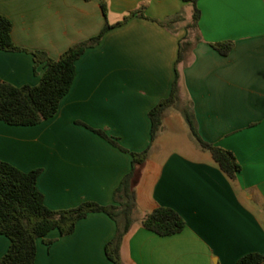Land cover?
I'll return each instance as SVG.
<instances>
[{
	"label": "crops",
	"instance_id": "1",
	"mask_svg": "<svg viewBox=\"0 0 264 264\" xmlns=\"http://www.w3.org/2000/svg\"><path fill=\"white\" fill-rule=\"evenodd\" d=\"M198 8L199 41L179 67V108L164 120L158 150L138 169L122 264H236L248 254L264 256V0H200ZM0 15L21 49L0 51V80L16 87L40 83L45 69L35 67L32 53L57 61L106 25L123 23L76 62L53 118L34 127L0 122V160L26 173L41 169L37 186L49 209L114 204L131 154L150 145L149 112L171 94L192 7L180 0H0ZM174 18L180 21L169 29L161 24ZM224 42L234 44L228 56L212 48ZM185 109L206 142L234 155L241 167L236 180L196 147L165 148L164 135L174 127H186L189 139ZM160 207L176 211L186 228L168 237L146 230L143 219ZM116 230L107 215L90 214L70 236L53 231L52 245L38 241L35 264H112L105 246ZM9 246L0 236V260Z\"/></svg>",
	"mask_w": 264,
	"mask_h": 264
},
{
	"label": "trees",
	"instance_id": "2",
	"mask_svg": "<svg viewBox=\"0 0 264 264\" xmlns=\"http://www.w3.org/2000/svg\"><path fill=\"white\" fill-rule=\"evenodd\" d=\"M180 1L192 7V16L185 26L186 35L179 41L176 78L172 91L167 99L159 102L149 112L150 145L141 153L131 154L132 169L115 190L114 204L102 206L84 202L72 209L53 211L46 206L44 196L37 186L41 169L26 173L0 160V236H5L10 241L9 249L0 260V264H35L38 241L50 246L54 242L47 239L51 232L58 231L60 237L70 236L79 221L97 213L107 215L116 223V234L106 244L105 255L112 264H122L121 243L132 227L137 209L134 189L138 169L158 150L155 142L163 132L164 120L179 108V67L186 61L187 54L192 51L195 42L199 41L200 0ZM101 10L106 16V5L103 2ZM177 21H180V18L170 19L161 24L169 29ZM122 24L106 25L98 37L72 46L57 61L50 59L43 52L32 53L35 67L43 65L45 69L40 83L37 86L16 87L0 80V122L14 127H34L53 118L58 113L62 99L72 87L76 76V62L87 49L99 45L106 32ZM11 33V22L0 15V51H21L13 43ZM233 46L232 42H224L212 45V48L221 56H228ZM183 115L189 130V139L194 146L202 152L209 153L216 166L228 179L236 180L241 167L234 155L206 142L199 135L189 109H185ZM92 131L126 152L103 131ZM142 223L146 230L161 237L177 235L186 228L184 219L176 211L166 207L155 209L146 215ZM236 264H264V256L257 253L248 254Z\"/></svg>",
	"mask_w": 264,
	"mask_h": 264
},
{
	"label": "rangeland",
	"instance_id": "3",
	"mask_svg": "<svg viewBox=\"0 0 264 264\" xmlns=\"http://www.w3.org/2000/svg\"><path fill=\"white\" fill-rule=\"evenodd\" d=\"M191 10V9H190ZM168 142L165 145V148L169 151L175 150L179 152H184L185 147L190 150H196L194 144L187 137V128H176L170 129L164 135ZM170 141V143H169Z\"/></svg>",
	"mask_w": 264,
	"mask_h": 264
}]
</instances>
